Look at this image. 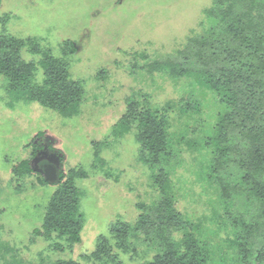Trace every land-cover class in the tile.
<instances>
[{"label": "rangeland", "instance_id": "rangeland-1", "mask_svg": "<svg viewBox=\"0 0 264 264\" xmlns=\"http://www.w3.org/2000/svg\"><path fill=\"white\" fill-rule=\"evenodd\" d=\"M218 1L207 23L204 13L209 14L213 0H0V54L14 48L16 40L24 44L22 59L16 63L37 62L50 49L57 62L67 63L74 79L85 81L79 113L65 117L38 101H11L7 79L0 73V264H4L5 248L33 263L72 259L92 264L83 261V255L95 250L100 237L114 239L112 225L136 221L139 203L146 202L150 214L157 215L154 210L162 194L153 178L158 172L172 176L177 204L187 219L210 215L211 205L223 216L222 222L211 221L195 231L203 252L212 255V264H245V259L257 263L264 246V163L254 169L259 187L254 190L244 162L251 151L246 133L264 125V59H254L245 40L251 43L253 35L264 36V0ZM229 4L232 10L223 13ZM248 9L253 14L246 16ZM251 18L256 25H247L244 32L228 30L230 23L237 28ZM261 41L260 54L264 38ZM38 44L43 51L30 52ZM167 60L186 69L233 68L234 73L227 75L231 88L247 86L246 110H237L240 115L233 114L226 128L227 152L215 153L208 145L195 151L187 143L205 144L220 113L234 108L193 78L146 72L148 64ZM42 79L39 71L37 81ZM129 96H135L130 99L134 104L155 107L169 99L180 100L174 107L177 112L165 117L163 125L171 141L159 155L140 140L141 129L114 133ZM211 155L220 158L221 167L218 178L210 181L208 169L200 164L208 163ZM25 160L33 172L15 173L13 168ZM50 167L56 171L55 180L47 178ZM69 179L83 191L82 239L73 244L62 241L60 250H52L42 235L33 240L32 232L42 226L58 186ZM222 185L228 186L224 200ZM204 188L213 192L206 205L200 203ZM220 230L243 246L231 245L228 238L224 242L217 236ZM141 233L146 236L134 235V243L150 256L160 254L157 224L149 223ZM131 257L121 254L124 264H138Z\"/></svg>", "mask_w": 264, "mask_h": 264}, {"label": "trees", "instance_id": "trees-1", "mask_svg": "<svg viewBox=\"0 0 264 264\" xmlns=\"http://www.w3.org/2000/svg\"><path fill=\"white\" fill-rule=\"evenodd\" d=\"M211 8H208L204 13V21L207 23L210 20V15H213L218 7V0H213ZM221 3V1H220ZM232 10V4H229L226 8H223V13H229ZM255 13V12H254ZM253 14L252 9H248L244 12V15ZM236 23H230L228 30L234 31L237 34L238 31L244 32L247 25L249 27L255 26L254 18H251L248 23L241 24L239 27H235ZM251 43L247 40L248 51L253 49L251 55L256 60L264 59V52L260 54L262 49L263 35H253ZM16 39V38H15ZM245 39V38H244ZM258 43V44H257ZM14 48H7V50L0 54V73L4 74L7 79L6 91L11 96V101L30 99L38 101L46 107L52 108L65 117H71L79 113L80 104L84 101L85 94V81L74 79L70 73L67 63L57 62V57L52 55L50 49L44 50L40 44L36 46V49L30 51L33 53H39L43 51L42 57L37 61H26V59L20 63H16V59H22V49L24 44L21 40L13 42ZM68 47L74 49L70 42H66ZM14 50V51H13ZM240 51V48H237ZM14 53V55H12ZM218 69V71H217ZM107 70L104 68L101 70L100 75ZM42 72L43 79L37 81V74ZM216 71V72H215ZM233 68H211L201 67L198 69H186L178 62L172 61H154L146 66V72L148 74L163 72L171 77L186 76L193 78L196 84L200 87L210 89L220 98V101L228 106H232L234 112H228L226 110L220 113L219 118L215 121V126L212 134L206 138V143H200L199 140L187 141L191 150H200L204 145L211 147L213 152L222 153L227 152L229 147L225 145L226 128L229 120L235 115H240L239 110H246L247 104L250 101V97L246 95V88L237 87L231 88L232 80L228 79V74L234 73ZM145 96V94H144ZM130 97V96H129ZM126 97L127 110L122 118L117 122L114 128L116 135L122 133H131L135 130L141 129L142 135L141 141H145L157 155L159 152L165 151L169 145L170 135H166L164 129L165 117L169 116L170 112H177L174 109L177 101L169 99L162 101L161 106H153L151 103L148 105L134 104L130 102L131 98ZM129 100V101H128ZM182 100V99H181ZM147 101H149L147 99ZM238 110V111H237ZM236 111V112H235ZM250 112V111H247ZM263 114V113H262ZM132 117V121L129 117ZM246 118L249 116L244 113ZM264 116V115H262ZM264 122V117H263ZM243 123L241 122V126ZM245 128V126L243 125ZM170 127H168V130ZM246 133L250 139L251 151L249 152L248 160L244 162V168L248 179H252L254 183V190L259 189L256 185L258 180L254 169L259 168L264 163V125H257L252 127ZM180 137L184 138V134H180ZM178 136V137H179ZM171 138V137H170ZM177 138V137H175ZM171 141V140H170ZM190 151V150H189ZM98 160H101L96 155ZM220 158L218 156L209 159L208 163L202 162L200 165L208 169L206 177L211 181L218 178V172L220 169ZM14 172L19 175H26L33 172L30 167V162L25 160L13 168ZM259 174V173H258ZM74 175H84V173H76ZM153 183L161 191L162 197L154 211L157 212L156 216L150 214V205L142 201L139 203L141 213L139 218L134 221H126V224L121 226L112 225L110 233L115 235L109 238L105 237L98 240V244L95 250L83 255V261H89L92 264H124L121 259V254L132 256V260L138 261V264H212V255L205 251L201 247L198 236L195 231L200 232L201 228L211 221L222 222L223 216L217 208L212 206V213L210 215L204 214L201 217H196L194 221L186 218L184 213L177 204L176 191L173 189V178L170 174L164 172H158L154 175ZM205 184L199 181V185ZM213 184V182H211ZM200 187V186H199ZM262 187V185H261ZM196 186L195 191H197ZM223 200L227 194L228 186H221ZM262 194L264 195V188ZM212 191L204 190L200 192L203 202L201 204H210ZM261 194V192H260ZM83 196V191L76 184L73 179H69L62 182L56 189L51 197L50 203L46 209L45 218L41 227L36 228L32 232L33 240L35 237L42 235L45 240L49 242V247L52 250H60L62 248V241L69 242L71 244L80 242L82 239L81 232L84 227L85 218L84 213L81 211L80 200ZM1 212V211H0ZM123 223V222H122ZM151 224H157L159 228L158 242L161 244L162 251L159 254L150 256L144 253L137 244L134 243V235L142 236L146 233H141L143 227ZM128 229H132L133 233L130 234ZM182 232V235L179 233ZM180 235V236H179ZM225 237H224V236ZM217 236L221 238H228L231 245H242L236 237L227 234L224 231H219ZM133 237V238H132ZM5 248L4 245L1 246ZM5 248V255H2L4 264H83L82 262L72 259H57L46 263L44 260H40L38 263L28 262L25 258L18 253V251ZM244 252V250L242 249ZM245 258V254H242ZM243 258V259H244ZM264 260V246L258 254L257 263L261 264ZM245 264H249L245 259Z\"/></svg>", "mask_w": 264, "mask_h": 264}, {"label": "water", "instance_id": "water-1", "mask_svg": "<svg viewBox=\"0 0 264 264\" xmlns=\"http://www.w3.org/2000/svg\"><path fill=\"white\" fill-rule=\"evenodd\" d=\"M47 178L49 180H55L57 177L56 171L53 167H50L46 172Z\"/></svg>", "mask_w": 264, "mask_h": 264}]
</instances>
